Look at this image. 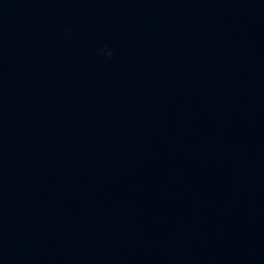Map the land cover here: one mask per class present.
I'll return each instance as SVG.
<instances>
[{
  "label": "water",
  "instance_id": "1",
  "mask_svg": "<svg viewBox=\"0 0 264 264\" xmlns=\"http://www.w3.org/2000/svg\"><path fill=\"white\" fill-rule=\"evenodd\" d=\"M0 264H264V0H0Z\"/></svg>",
  "mask_w": 264,
  "mask_h": 264
},
{
  "label": "clouds",
  "instance_id": "2",
  "mask_svg": "<svg viewBox=\"0 0 264 264\" xmlns=\"http://www.w3.org/2000/svg\"><path fill=\"white\" fill-rule=\"evenodd\" d=\"M107 55L110 57L112 55L111 51L107 52Z\"/></svg>",
  "mask_w": 264,
  "mask_h": 264
}]
</instances>
